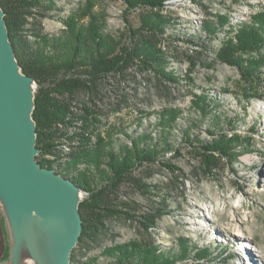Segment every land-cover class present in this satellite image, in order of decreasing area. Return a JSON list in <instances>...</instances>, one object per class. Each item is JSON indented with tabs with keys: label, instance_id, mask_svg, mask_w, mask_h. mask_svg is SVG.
I'll return each instance as SVG.
<instances>
[{
	"label": "rangeland",
	"instance_id": "rangeland-1",
	"mask_svg": "<svg viewBox=\"0 0 264 264\" xmlns=\"http://www.w3.org/2000/svg\"><path fill=\"white\" fill-rule=\"evenodd\" d=\"M40 1L51 8L34 10L26 27L58 38L67 29L64 20L90 0ZM92 1L102 17L103 31L112 35L138 27L141 13L147 10L130 9L124 0ZM159 10L173 19L161 49L167 56L165 71L178 82L129 70L126 77L103 83V100L96 102L100 125L110 135L126 128L133 138L146 135L161 148L166 135L171 148L162 150L156 162L140 165L118 191L109 193L106 205L134 217L107 218L110 230L90 245L87 256L77 253L78 258L103 264L104 247L135 241L145 247L151 243L170 256L189 244L191 254L181 264H264V74L256 83L246 81L236 65L220 58L229 37L235 40L238 28L264 11V0H165ZM222 18L223 28L216 34L206 32L204 25ZM171 33L177 36L170 37ZM259 54H264V46L252 52ZM205 98L212 113L221 117L219 122L202 113L200 101ZM167 111L177 114L169 131L158 126ZM220 133L238 136L241 146L232 160L221 156L209 172L200 146ZM118 136L122 145L132 144V139ZM152 214L157 215L154 227L146 228L143 222L150 224L146 217ZM10 247L0 201V262H9ZM195 248L208 250V257L195 258Z\"/></svg>",
	"mask_w": 264,
	"mask_h": 264
},
{
	"label": "trees",
	"instance_id": "trees-1",
	"mask_svg": "<svg viewBox=\"0 0 264 264\" xmlns=\"http://www.w3.org/2000/svg\"><path fill=\"white\" fill-rule=\"evenodd\" d=\"M124 2L130 9H147L141 13L138 27L130 26L120 35L105 33L102 17L95 10L96 2L90 0L64 20L67 29L56 38L26 27L35 15L34 10H48L49 5L40 0H0L18 63L37 83L33 118L36 121V147L40 152L36 158L43 167L55 168L73 180L87 194L79 204L83 230L70 264H87L77 253L87 256L90 245L98 243L99 237L107 234L110 230L107 218L121 217V214L134 217L106 205L109 193L118 191L140 165L156 162L162 150L171 148L166 135L163 136L165 146L161 148L146 135L133 138L126 128L110 135L100 125L102 114L96 98L103 100L101 85L112 77H126L129 70H135L152 73L160 81L165 78L178 82L176 76L164 69L167 56L161 44L166 40L173 20L157 13L165 0ZM216 23L204 25L206 32L216 34L226 21L222 18ZM174 36L177 35L171 33L170 37ZM263 46L264 11L251 23L238 28L235 40L229 37L220 50V58L236 65L246 81L256 83L264 74V54L253 56L252 52ZM239 53L248 54L247 58ZM84 98L91 101V106ZM200 105L205 116L210 115L213 122H219L221 117L212 113L206 98ZM176 117L172 111L163 112L158 126L169 131L174 127ZM209 130L215 135L214 130ZM118 134L132 139V144L122 145ZM148 139L152 143H148ZM241 141L236 135L228 137L226 133H220L212 142H202L200 149L205 168L212 172V166L219 165L221 156L232 160ZM156 216L146 217L150 224L143 222L144 226L153 228L151 224H155ZM195 250L198 260L209 255L206 249ZM189 254L191 249L186 243L179 253L170 256L167 252L159 253L151 243L145 247L135 241L106 246L101 252L103 264H181L180 261Z\"/></svg>",
	"mask_w": 264,
	"mask_h": 264
},
{
	"label": "water",
	"instance_id": "water-1",
	"mask_svg": "<svg viewBox=\"0 0 264 264\" xmlns=\"http://www.w3.org/2000/svg\"><path fill=\"white\" fill-rule=\"evenodd\" d=\"M0 5V201L10 232L9 262L70 264L85 191L37 160L34 77L18 63Z\"/></svg>",
	"mask_w": 264,
	"mask_h": 264
},
{
	"label": "bare ground",
	"instance_id": "bare-ground-1",
	"mask_svg": "<svg viewBox=\"0 0 264 264\" xmlns=\"http://www.w3.org/2000/svg\"><path fill=\"white\" fill-rule=\"evenodd\" d=\"M133 141V140H132Z\"/></svg>",
	"mask_w": 264,
	"mask_h": 264
}]
</instances>
